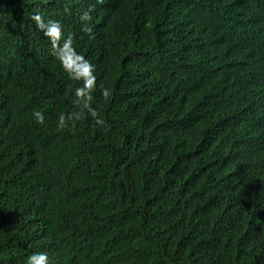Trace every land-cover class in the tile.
Masks as SVG:
<instances>
[{"label": "trees", "instance_id": "obj_1", "mask_svg": "<svg viewBox=\"0 0 264 264\" xmlns=\"http://www.w3.org/2000/svg\"><path fill=\"white\" fill-rule=\"evenodd\" d=\"M34 252L264 264V0H0V264Z\"/></svg>", "mask_w": 264, "mask_h": 264}, {"label": "clouds", "instance_id": "obj_2", "mask_svg": "<svg viewBox=\"0 0 264 264\" xmlns=\"http://www.w3.org/2000/svg\"><path fill=\"white\" fill-rule=\"evenodd\" d=\"M33 19L37 27L44 31V34L50 38L54 45H57L56 55L69 77L76 81H83L81 86L75 88V97L79 98L90 93L95 87L96 80L93 74V65L76 51L71 38H64L63 43H60L62 30L58 21L45 22L38 13L33 16ZM81 19L89 20V13H83ZM85 30L91 31L87 27ZM33 115L37 123L44 122V114L41 111H35ZM65 122L66 116L65 114H61L58 117V126L64 127ZM25 264H49V258L46 252H34L26 258Z\"/></svg>", "mask_w": 264, "mask_h": 264}]
</instances>
